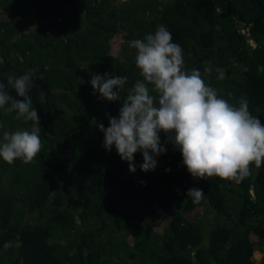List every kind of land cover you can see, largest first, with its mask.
I'll return each instance as SVG.
<instances>
[{"label":"trees","instance_id":"trees-1","mask_svg":"<svg viewBox=\"0 0 264 264\" xmlns=\"http://www.w3.org/2000/svg\"><path fill=\"white\" fill-rule=\"evenodd\" d=\"M159 25L182 48V70L229 103L247 99L264 125V0H0V83L33 73L42 145L30 163L0 159V264H255V251L264 264V163L239 184L194 180L171 143L152 171L134 154V173L102 147L95 125L120 105L93 94L91 75L132 87L142 77L130 42ZM15 117L0 109V143L36 127ZM192 187L204 191L198 204Z\"/></svg>","mask_w":264,"mask_h":264},{"label":"clouds","instance_id":"clouds-1","mask_svg":"<svg viewBox=\"0 0 264 264\" xmlns=\"http://www.w3.org/2000/svg\"><path fill=\"white\" fill-rule=\"evenodd\" d=\"M130 47L137 50L135 64L142 79L130 88H125L127 77L113 76L111 72L92 74L89 81L93 94L99 93L100 99L119 102L118 115H108V127L102 122L95 126L103 132L102 147L106 151L114 147L121 160L128 162L130 173L136 171L137 152L143 157L140 170H154L157 157L166 152L167 143L179 150L181 163L194 180L216 176L239 184L250 175V164L259 168L264 163V125L250 114L247 99L229 103L205 84L199 70L190 73L182 70V48L172 42V35L164 25L143 40L131 41ZM216 71L217 79L222 80L224 70ZM204 72L210 75L211 65ZM32 75L31 71L18 77L10 75L7 85L0 83V109L15 112L16 119L23 118L36 125L31 131L3 133L0 159L8 164L16 159L30 163L42 147L39 116L28 95L33 87ZM7 86L23 99H14L6 91ZM149 86L154 95L150 94ZM44 98L41 92V102ZM161 132L166 135L164 143L160 140ZM186 196L198 204L204 191L192 187Z\"/></svg>","mask_w":264,"mask_h":264},{"label":"rangeland","instance_id":"rangeland-1","mask_svg":"<svg viewBox=\"0 0 264 264\" xmlns=\"http://www.w3.org/2000/svg\"><path fill=\"white\" fill-rule=\"evenodd\" d=\"M118 43H119L118 41H115V43L113 44V46H114V47H117V46L119 45ZM32 214H35V213H32ZM29 215H31V214L27 213L26 216H24V220H26V219L29 217ZM163 225H164L163 219H162V218H161V219H158V220L155 222V229H156L157 231H161L162 228H163ZM262 257H263V254H262L261 252H259V251H255V252L253 253V257H252L253 262H254L255 264H259L260 261H261V259H262Z\"/></svg>","mask_w":264,"mask_h":264}]
</instances>
